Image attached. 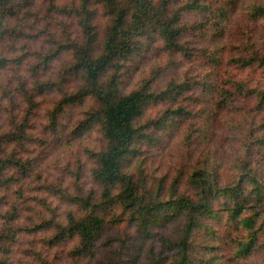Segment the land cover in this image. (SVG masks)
<instances>
[{
    "label": "trees",
    "instance_id": "trees-1",
    "mask_svg": "<svg viewBox=\"0 0 264 264\" xmlns=\"http://www.w3.org/2000/svg\"><path fill=\"white\" fill-rule=\"evenodd\" d=\"M94 1L100 3L109 18L103 33L96 29L91 0L75 4H62L59 0H0V77L5 78V83L0 81V95L7 102L3 109L9 122L7 129L0 130V190H12L32 171L27 145L33 136L28 129L37 95L49 89L61 91V98L51 111L54 124L67 104L93 96L96 106L90 117L100 124L105 140V146L92 153L96 160L92 175L101 192L97 197L93 192L72 194L60 186H45L81 210L68 212L65 223L49 218L27 230L51 229L46 238L49 245L76 239L66 252V262L48 264H77L91 253L96 236L107 224L126 219L134 224L135 233L129 244L125 238L120 239L119 256L124 255L121 264H231L228 262L253 256L264 241V178L252 170L253 149L264 148V84L239 77L238 72L249 67L264 71V48L258 46L251 31L235 25L231 17L244 6L248 19H264V0ZM22 12L34 18L25 16V23L18 26L14 20ZM55 13L76 15L81 35H56L54 24L48 22ZM187 14H196L189 26L182 22ZM27 31L35 33L36 45L19 52L16 42ZM155 34L171 53L208 61L212 72L204 86L213 93V102L227 110L228 119L245 128L246 134L241 140V154L230 162L229 169L222 172L215 157L201 155L183 175L185 188L174 190L167 198H163L159 184L148 187L125 171L137 154L136 143L146 135V123L163 124L174 112L167 109L156 120H140L143 106L155 96L149 83L140 82L128 91L121 88L125 63L141 51L143 39ZM194 34L202 40H191ZM235 34L240 37L233 38ZM67 50L73 57L60 68L59 80L49 78L46 73L50 63ZM72 78L79 82L69 91L66 83ZM185 86V82H174L166 94L180 93ZM178 183L175 182L177 189ZM0 201L6 200L0 195ZM6 204L0 206V252L4 255L11 250L7 243L15 241L21 230L14 223L19 216L17 203L10 202L5 208ZM109 208L114 210L112 214H108ZM221 212L232 223V230L227 233L234 232L230 241L234 259L227 261L214 252L220 246L211 242L212 238L221 237L212 225ZM156 225H173V230L156 233ZM149 239H154L157 246L147 244Z\"/></svg>",
    "mask_w": 264,
    "mask_h": 264
},
{
    "label": "rangeland",
    "instance_id": "rangeland-1",
    "mask_svg": "<svg viewBox=\"0 0 264 264\" xmlns=\"http://www.w3.org/2000/svg\"><path fill=\"white\" fill-rule=\"evenodd\" d=\"M59 1L62 4L79 2V0ZM89 6L96 12L94 22L97 31L103 33L109 23L108 16L104 14L100 3L91 0ZM244 10V6L238 9L231 17L232 22L251 31L258 46L264 48V19L252 21L247 18ZM25 16L34 18L27 12H22L18 16L20 18L14 20V24L18 26L24 24ZM195 16L196 14L184 15L183 24L189 26ZM48 22L54 24L52 29L56 35L73 37L81 35L80 25L74 14L55 13L48 18ZM27 33L16 42L19 52H27L36 45L35 33L32 31ZM232 37L239 38L240 35L235 34ZM190 38L202 40L195 34ZM143 40L141 51L125 63L121 88L128 91L140 82L149 83V88L155 96L143 106L140 120H156L163 116L167 109L174 112L163 124L146 123L147 127L144 130L146 135L136 143L137 154L132 157L125 171L148 187L159 184L163 198H167L174 194V190L180 192L181 188H185L183 175L191 170L201 155L215 157L222 167V172L226 171L224 169L227 167L229 169L230 162L241 154L240 144L246 134L245 128L235 126L228 119L227 110L220 109L213 102V93L204 86V81L211 77L209 73L212 72L206 59H189L182 54L171 53L165 49L157 34ZM196 53L199 54L198 51ZM72 57L71 51L62 52L50 63L47 76L59 80L60 68ZM230 70L233 72L232 68ZM7 73L9 77L12 76V73ZM23 75L28 77L25 72ZM238 75L251 82L264 84V71L261 68L249 67L240 70ZM0 81L5 83V78L0 77ZM78 82V78L68 80L67 89L74 90ZM174 82H185L186 86L180 93L166 94V89ZM61 95L58 89H49L37 95V105L31 115L28 129L33 136V141L27 145V156L33 163L32 171L29 176L16 183L12 190H0V195L6 200L5 203L0 201V206L8 202L5 205L7 208L10 202L17 203L19 216L14 223L21 227L15 241L7 243L11 246V250L6 255L0 252V264L3 262V264H48V261L53 263L62 260L66 262V252L73 247L76 239L49 245L46 238L51 235V229L43 227L35 231H27L49 218L65 223L68 212H81L76 203L49 191L46 185L60 186L72 194L93 192L98 197L101 192L99 183L92 175L96 166L92 153L102 149L105 140L100 124L90 117V112L96 106L94 97L86 96L82 100L67 104L58 113L54 124L51 111ZM6 104V100L0 95L1 131L9 127L8 114L3 109ZM20 104L24 106L22 101ZM230 112L235 113V110ZM253 154L252 170L260 178H264V148L260 151L253 149ZM223 175L225 176V173ZM177 181L179 189L175 187ZM19 190L22 193H19ZM113 209L118 210L116 207ZM114 210L109 208L108 214H112ZM212 225L221 236L211 239L212 244L220 246L219 249L215 247L214 252H217L216 254H219L223 261L234 259L232 242H230L234 232L227 233V230H232V223L229 219L227 222L226 214L221 212L219 218L213 219ZM154 230L156 233L162 231L169 233L173 230V225L166 228L156 225ZM134 233V224L127 219L123 222L107 224L96 236L91 253L81 257L77 264H113V261L115 264H121L124 255L119 256L120 239L125 238L129 244ZM155 243L154 239H149L147 242L157 246ZM260 244L253 256L228 263L264 264V241Z\"/></svg>",
    "mask_w": 264,
    "mask_h": 264
}]
</instances>
